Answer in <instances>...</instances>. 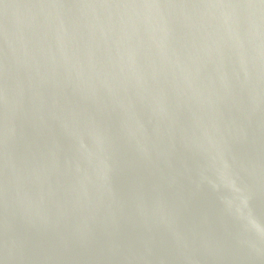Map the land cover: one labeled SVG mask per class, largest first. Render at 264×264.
Masks as SVG:
<instances>
[{
    "label": "water",
    "instance_id": "1",
    "mask_svg": "<svg viewBox=\"0 0 264 264\" xmlns=\"http://www.w3.org/2000/svg\"><path fill=\"white\" fill-rule=\"evenodd\" d=\"M0 264H264V3L0 0Z\"/></svg>",
    "mask_w": 264,
    "mask_h": 264
},
{
    "label": "snow or ice",
    "instance_id": "2",
    "mask_svg": "<svg viewBox=\"0 0 264 264\" xmlns=\"http://www.w3.org/2000/svg\"><path fill=\"white\" fill-rule=\"evenodd\" d=\"M262 3H264V0H261Z\"/></svg>",
    "mask_w": 264,
    "mask_h": 264
},
{
    "label": "clouds",
    "instance_id": "3",
    "mask_svg": "<svg viewBox=\"0 0 264 264\" xmlns=\"http://www.w3.org/2000/svg\"><path fill=\"white\" fill-rule=\"evenodd\" d=\"M235 191H238V190H236V189H234Z\"/></svg>",
    "mask_w": 264,
    "mask_h": 264
}]
</instances>
